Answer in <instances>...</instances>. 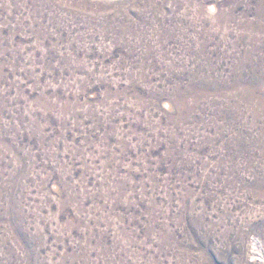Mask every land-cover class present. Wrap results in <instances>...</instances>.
<instances>
[{"label": "rangeland", "instance_id": "rangeland-1", "mask_svg": "<svg viewBox=\"0 0 264 264\" xmlns=\"http://www.w3.org/2000/svg\"><path fill=\"white\" fill-rule=\"evenodd\" d=\"M261 22L264 0H0V264H264V121L225 94Z\"/></svg>", "mask_w": 264, "mask_h": 264}, {"label": "bare ground", "instance_id": "bare-ground-1", "mask_svg": "<svg viewBox=\"0 0 264 264\" xmlns=\"http://www.w3.org/2000/svg\"><path fill=\"white\" fill-rule=\"evenodd\" d=\"M246 29H248L250 31L248 35H250L251 32H254V33H252V35H250L249 40L253 44V51L255 52V50L257 51V49H258L257 45L260 44V46H261V44L263 43V40L261 39V36H257L256 34L264 35V22H261V23H258V24H247V28ZM251 49H248L249 51L246 52L245 55H243L240 59L238 58L239 59L238 63L235 61V67H234L235 70L234 71H236V70L239 71V73L242 76L239 75L237 77V81L235 83L229 84V87H227V89L225 90V94L228 95L229 102L232 103L234 106H236L235 109L231 108V113L232 114H234L235 112H237L239 110L238 109V104H241L242 108H243L242 110L245 112V114L253 117L254 121L257 122V120L259 118H262L263 121H264V57L263 56L259 57V63L261 65V69H263V71H262V73L257 75L256 71L254 70V68L252 66V64L254 62L252 63V61H251V57H252L251 53L253 52ZM252 59H254V58H252ZM256 69H258V68H256ZM244 73H246V75L249 76L248 79L247 78L244 79V75H245ZM232 78H233V76H232ZM263 132H264V127H263ZM257 141H259V140H257ZM257 141H255V142H257ZM258 143H260V142H258ZM260 156L262 158H264V149H262L260 151ZM261 188H263L262 191H264V181H263V183L261 185ZM262 195L264 196V192H262Z\"/></svg>", "mask_w": 264, "mask_h": 264}, {"label": "water", "instance_id": "water-1", "mask_svg": "<svg viewBox=\"0 0 264 264\" xmlns=\"http://www.w3.org/2000/svg\"><path fill=\"white\" fill-rule=\"evenodd\" d=\"M108 1H116V0H108Z\"/></svg>", "mask_w": 264, "mask_h": 264}]
</instances>
